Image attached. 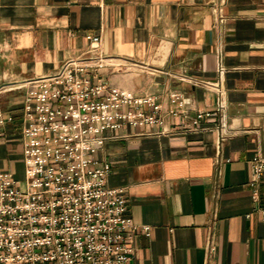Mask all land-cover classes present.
I'll return each instance as SVG.
<instances>
[{
    "label": "crops",
    "instance_id": "obj_1",
    "mask_svg": "<svg viewBox=\"0 0 264 264\" xmlns=\"http://www.w3.org/2000/svg\"><path fill=\"white\" fill-rule=\"evenodd\" d=\"M87 35L105 57L93 81L155 96L164 118L107 132L97 153L138 225L131 264H263L264 176L258 200L250 179L264 154V0H0V107L13 116L0 168L18 179L26 82L88 56ZM205 81H221L222 112ZM199 111L210 115L188 126Z\"/></svg>",
    "mask_w": 264,
    "mask_h": 264
},
{
    "label": "built area",
    "instance_id": "obj_2",
    "mask_svg": "<svg viewBox=\"0 0 264 264\" xmlns=\"http://www.w3.org/2000/svg\"><path fill=\"white\" fill-rule=\"evenodd\" d=\"M215 11L223 22L221 9ZM87 38L88 56L69 58L57 71L26 82L20 128L24 181L0 168V264H131L138 225L128 213L123 188L107 185L111 164L101 163L97 153L107 132L126 126L162 128L164 118L155 96L93 81L105 57L98 50L100 37ZM218 71L224 73L221 64ZM204 84L217 93L222 112L221 81ZM172 97L185 106L182 94ZM209 115L197 112L188 126L198 127ZM12 120L0 107V127ZM223 139L221 134L219 142ZM251 166L250 185L258 200L264 154H255ZM260 212L264 220V207ZM142 227L149 235L150 227ZM214 248L209 241L208 258Z\"/></svg>",
    "mask_w": 264,
    "mask_h": 264
},
{
    "label": "rangeland",
    "instance_id": "obj_3",
    "mask_svg": "<svg viewBox=\"0 0 264 264\" xmlns=\"http://www.w3.org/2000/svg\"><path fill=\"white\" fill-rule=\"evenodd\" d=\"M20 180H22V181H24V179H23V175L22 176H20V178H19ZM25 188V185L23 184V189Z\"/></svg>",
    "mask_w": 264,
    "mask_h": 264
}]
</instances>
